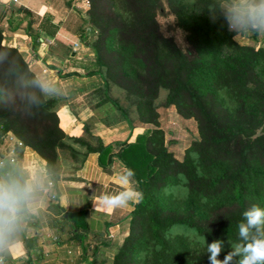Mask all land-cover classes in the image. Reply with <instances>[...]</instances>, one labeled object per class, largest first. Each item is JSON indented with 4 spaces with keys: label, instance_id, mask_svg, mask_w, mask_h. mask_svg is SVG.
<instances>
[{
    "label": "trees",
    "instance_id": "trees-1",
    "mask_svg": "<svg viewBox=\"0 0 264 264\" xmlns=\"http://www.w3.org/2000/svg\"><path fill=\"white\" fill-rule=\"evenodd\" d=\"M85 1L88 8L80 30L84 39L92 36L90 43L84 41L92 59L76 67L85 77L100 79L97 93L102 98L96 106L109 103L121 110L108 97L109 86H115L135 97L139 121L155 125L152 101L163 90L165 106L192 118L198 133L180 161L167 151L157 128L121 143L115 155L135 172L143 199L132 205L127 234L111 264H201L186 234L199 240L204 236L208 244L223 241V260L239 242L243 212L252 203L264 208V134H257L264 120V48L233 41L219 2ZM183 1L211 7L214 19L188 11ZM164 5L187 34V53L159 31L155 14H162ZM6 23L10 32L18 26L12 19ZM25 28L36 58L40 32L53 36L56 27L39 24L31 32L28 22ZM4 37L0 29V137L10 134L32 150L52 177L58 151L81 157L99 151L102 164L110 147L97 138L92 146L62 132L56 100L29 87L36 78L17 49L3 44ZM225 46L232 47L227 54ZM29 94L38 98L37 104L26 99ZM227 105L235 109L228 111ZM69 142L79 144L81 151ZM4 172L19 174L11 165L0 168Z\"/></svg>",
    "mask_w": 264,
    "mask_h": 264
},
{
    "label": "crops",
    "instance_id": "crops-1",
    "mask_svg": "<svg viewBox=\"0 0 264 264\" xmlns=\"http://www.w3.org/2000/svg\"><path fill=\"white\" fill-rule=\"evenodd\" d=\"M55 1L9 0L7 5H0V11L5 7L17 6L18 9H22L18 11L19 14L26 11L27 14L39 16L36 28L39 24L45 26L46 23L56 27L53 36L40 32L38 41L45 40L50 44L38 46L35 67H29V70L39 80L43 81L44 74L47 81L56 80L51 79L54 78L51 73L53 71L59 76L62 67H65L67 60L63 56V51L66 50L71 63L67 72L71 76L63 79L71 77L69 79L76 80L75 82L83 87H80L78 92L68 91L70 93L63 96L67 101L76 102L84 96L79 95L83 89L91 91L98 88L95 84H98L100 79L85 77L82 70L76 67L80 59L71 58L75 51L70 47L76 37L64 23L66 15L63 12L56 14L59 8ZM229 2L230 0H219L224 13L225 5ZM12 20L13 25H18L16 30L11 32L15 33L22 19L14 16ZM239 41L243 45L264 48V38L257 36H253L250 41ZM26 44L29 46L28 42ZM6 45L19 50L15 43ZM40 46L46 47L44 53L40 52ZM81 52L80 50L76 53L80 55ZM90 57L91 54L86 60H90ZM52 68L55 69L49 70ZM64 83L63 81L62 84ZM68 104L71 103L63 102L62 105L57 104L58 107H55L62 132L67 136H74L79 127L87 125L89 132L99 139L103 146H109L110 151L103 156L102 164L98 161L99 151L86 153L77 164L74 163L75 165L58 155L60 175L52 177L45 168V162L32 150L17 146L16 140L10 134L0 138V156H7L13 149L15 163L11 166H14L34 187L30 210L25 214L17 234V247L3 254L7 264H111L113 255L127 234L129 213L136 201L130 202L127 207L103 209L96 208L95 196L122 190L117 173L125 166L115 154L120 150L121 143H131L142 133L131 127L123 137L115 138L117 127L106 123L104 118L107 114L106 105H84L82 108L72 110L66 107ZM127 125L128 123L125 124ZM122 128L121 126L120 129Z\"/></svg>",
    "mask_w": 264,
    "mask_h": 264
},
{
    "label": "rangeland",
    "instance_id": "rangeland-1",
    "mask_svg": "<svg viewBox=\"0 0 264 264\" xmlns=\"http://www.w3.org/2000/svg\"><path fill=\"white\" fill-rule=\"evenodd\" d=\"M205 0H203L204 2ZM57 6L59 8L58 13L60 12L66 15V18L64 17V23L67 25L68 29L75 35L76 40L75 42H71L70 47L72 51H75V54L71 57H77L80 60L79 61H86L88 56L91 54V51L88 47L85 46L84 41L87 43H90L93 39L92 36H86L84 39L83 33L80 29L84 27L81 21V17L84 15L83 13L87 10L88 4L86 3L85 0H56ZM210 2H219V0H210ZM7 5V4H6ZM17 5V4H16ZM183 6L185 9L188 11L193 10V13H204L209 20L214 19V15L212 13L211 7L208 8H203L202 6L195 5L191 2H185L183 1ZM11 7V8H9ZM5 7L0 11V29L1 31L4 32V39H3V44H8L10 43H15L17 47H19V54L22 56L23 60L27 63L28 68H34L35 63L34 60L36 58L33 57L32 53L30 52L29 46L26 44L28 42V38L26 36V24L29 22L30 23V31L36 30L37 26V19H39V16H35V14H25V13H18L17 11V6H9ZM21 7V6H20ZM14 16H19L22 19V22L20 23V26L18 27V31L15 33H11L8 31V25L5 22L6 19H12ZM63 16V15H62ZM61 16V17H62ZM33 17V18H32ZM36 17V18H35ZM155 20L158 23L159 26V31L161 35L166 38L171 40V42L176 46V48L182 52V53H187L190 51V46L187 40V34L184 30L179 25V22L177 18L172 15L166 6H163V13L162 14H155ZM79 32L82 35L81 37L79 36ZM232 34L233 41L239 45L241 42L237 39H234L235 33L230 32ZM14 39L15 42H14ZM66 42V41H65ZM64 42V43H65ZM50 44V43H49ZM47 41L43 40L41 46H47L49 45ZM7 46V45H6ZM40 46V52L45 51L46 47H41ZM66 47L64 46V49ZM82 51L81 56L77 54V51ZM232 50V47H227L224 48V53H229ZM62 51V50H61ZM41 54V53H40ZM63 56L66 58V64L65 67H62V71L60 72L59 76H57L53 71L52 75L54 76L53 79H56L54 81H47L44 78L43 81L49 82L53 87H55L58 90V95L56 96H46L49 98H53L56 100V108L59 105H62L63 102L65 103H71L66 105L67 108L77 110L79 108H82L84 105H93L96 106L97 102L101 100V94L97 93V89H100L101 82L98 80V88H94L93 90L90 91V89L85 90L83 89L79 95H84L80 97L76 102H71L67 101L66 98L63 95H67L71 91L74 93L75 91H79L78 89L80 87L79 84H77L75 81L76 80H71L69 78L63 79L66 76H71L68 74V67L71 64L69 62V58L67 57V52L66 50L63 51ZM77 55V56H75ZM92 56V54H91ZM84 59V60H83ZM92 57H90V60ZM55 68L49 69L53 70ZM83 73V71H82ZM34 75V74H33ZM48 75V74H47ZM35 76V75H34ZM38 79L37 77H35ZM65 82L66 85L62 84V82ZM63 86H61V84ZM93 84V85H94ZM83 85H85L83 83ZM108 97L111 101V103H115L117 107L121 108L120 111L114 108V105L112 104H106L105 106V111H106V116L104 117L106 119V123L112 124L117 127V134L114 136L115 138H121L123 137L127 132L129 128H135L136 132L139 133H144L147 130H150L152 128H157L161 134H162V141L163 145L166 147L167 151L172 154L174 159L180 161L183 157V154L186 149H188L191 144L195 141L198 140V133H197V127H196V122L192 118H185L179 115L176 110L174 109L173 106H165V97H166V92L163 90H159L155 99L152 101V108L154 112L156 113L155 117V125H150V124H145L141 121L138 120L137 113L135 110V97L132 95L127 94L123 90H120L119 88L115 86H109L108 90ZM64 99V100H63ZM58 104V106H57ZM226 109L228 111H232L235 109L234 105H227ZM110 110V111H109ZM66 114V112H65ZM124 114L126 116V119L122 118V115ZM64 115V114H63ZM123 115V116H124ZM128 122V125L125 126L126 121ZM90 124V123H89ZM123 127L122 130L120 127ZM89 126L83 125L79 127L77 133L74 135L76 139H80L81 141L88 143L89 145L95 146L96 145V138L94 135H92L89 130ZM13 137V136H12ZM1 138V137H0ZM2 140V139H1ZM72 147L77 150L81 151V147H79V144L69 142ZM58 155L60 156L61 159L64 158L66 162L73 163V165L77 164V162L80 160L81 156L79 154L77 156H73L69 150H63V151H58ZM75 163V164H74ZM70 168H72V164H70ZM55 176L60 175V169L58 167V164L56 165L55 168ZM188 239L192 241V243H195V245L192 247V251L195 255L199 256L201 259V264H209L208 260V254L206 253V249L203 245V241L199 240L192 235L186 234ZM208 243H206L207 245ZM219 259V256H218Z\"/></svg>",
    "mask_w": 264,
    "mask_h": 264
},
{
    "label": "clouds",
    "instance_id": "clouds-1",
    "mask_svg": "<svg viewBox=\"0 0 264 264\" xmlns=\"http://www.w3.org/2000/svg\"><path fill=\"white\" fill-rule=\"evenodd\" d=\"M224 20L228 30L235 33L234 39L250 41L253 36L264 38V0H230L225 5ZM29 87L50 97L59 94L49 82L39 79L31 81ZM26 99L31 104L38 103L34 94H29ZM117 179L122 190L95 196L96 208L127 207L130 202L143 199L132 169L125 166L117 173ZM33 198L34 187L22 175L0 173V264H4L3 254L17 247V234ZM242 216L238 224L239 242L231 247L223 260L218 259L223 241L216 239L206 245L202 237L209 264H264V208L252 203Z\"/></svg>",
    "mask_w": 264,
    "mask_h": 264
},
{
    "label": "built area",
    "instance_id": "built-area-1",
    "mask_svg": "<svg viewBox=\"0 0 264 264\" xmlns=\"http://www.w3.org/2000/svg\"><path fill=\"white\" fill-rule=\"evenodd\" d=\"M9 0H0V5L6 4ZM40 45L42 44V40H39ZM48 43V42H47ZM17 146H21L19 142H17ZM15 163L14 151L10 150L7 156H0V168H4L6 165H11ZM4 264H7L4 257Z\"/></svg>",
    "mask_w": 264,
    "mask_h": 264
},
{
    "label": "water",
    "instance_id": "water-1",
    "mask_svg": "<svg viewBox=\"0 0 264 264\" xmlns=\"http://www.w3.org/2000/svg\"><path fill=\"white\" fill-rule=\"evenodd\" d=\"M257 134H258V135L264 134V120H263V124L260 126V128H259Z\"/></svg>",
    "mask_w": 264,
    "mask_h": 264
}]
</instances>
